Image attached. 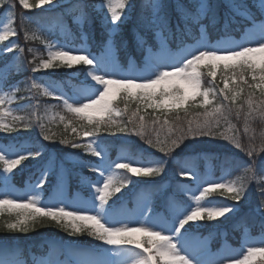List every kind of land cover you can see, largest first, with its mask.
Wrapping results in <instances>:
<instances>
[{
    "label": "snow or ice",
    "instance_id": "6c2138e0",
    "mask_svg": "<svg viewBox=\"0 0 264 264\" xmlns=\"http://www.w3.org/2000/svg\"><path fill=\"white\" fill-rule=\"evenodd\" d=\"M218 3L226 15L218 10ZM17 4L23 10L49 13L63 9L54 18L55 27L64 32L63 43L42 35L40 19L23 14L19 18L25 42L40 40L46 58L25 59V47L12 39L20 34L15 26ZM140 8L131 38L143 58L137 65L129 57L125 67L117 53L129 44L121 26L136 9L134 0H70L67 6L59 0H0V42H6L0 46V133L36 126L41 138L27 144L6 141L0 146V180L5 188L24 161H40L36 181H30L33 194L0 192V231L27 234L52 224L69 236L86 235L108 246L93 255L72 244L50 241L46 251L41 246L39 253L29 249L26 255L18 244L0 242V264H264V237L258 241L261 246H253L252 226L247 215L239 214V206L251 196L250 185H261L258 194L264 197V131L257 135L253 127L257 122L264 124V0H175L171 16L163 0H149ZM26 21L36 23L38 31L25 28ZM97 23L102 32L98 53L91 51ZM13 53L11 60L5 59ZM80 65L84 68H77ZM61 67L78 73L69 77L76 80L69 95L38 77L30 81L28 91L61 101L71 118L50 109L41 114L39 100L32 105L31 115L17 114L26 107L17 101L26 98L17 96L20 82H10L11 76L21 69L35 74ZM57 119L70 133L61 137L51 131L49 125ZM234 120L243 122L247 142L242 141ZM105 134L138 137L166 159L150 160L147 154L129 149L113 160ZM200 137L221 138L248 159L236 162L225 157L220 182L203 178L196 165L209 159V154L173 156L176 150L183 151L182 145L187 147L186 141ZM57 141L79 151L58 157L48 150ZM84 155L96 162L83 159ZM167 158L180 166L179 177L198 181L196 191L178 185L177 193L192 192L188 203L179 202L173 194L165 200L166 216L153 210L147 219L132 222L121 201L124 190L133 184V177H160ZM234 169L239 174L227 179ZM84 170L94 173L95 179L83 176ZM73 171H78L80 185L89 192L87 200L70 201L64 194L62 186ZM50 177H56L57 194L45 203L39 193ZM215 194L225 203H210ZM156 195L146 189L142 192L139 215H146L144 209ZM256 211L264 232V200ZM233 217H238L234 230H241L240 251L212 262L198 259L208 240L197 236L198 222ZM113 253L117 259L109 258Z\"/></svg>",
    "mask_w": 264,
    "mask_h": 264
},
{
    "label": "trees",
    "instance_id": "16d2710c",
    "mask_svg": "<svg viewBox=\"0 0 264 264\" xmlns=\"http://www.w3.org/2000/svg\"><path fill=\"white\" fill-rule=\"evenodd\" d=\"M89 3H92L93 0H88ZM136 4V9L133 11L131 18L121 26V30L124 33V35L128 38L129 44L127 48H120L118 54L120 56H127L132 57L135 59V61L140 64L141 60L143 58V54L137 50L135 44L132 42V28L137 23V13L142 11L140 8L141 3H148L149 0H134ZM175 2V0H163V3L166 6V10L168 11L169 15H172V8L171 5ZM70 3V0L63 4L67 6ZM63 9L61 8H54L51 13L45 12L42 10H24V12H20L17 15V23L16 28L18 32L20 33L17 37H14L12 39L16 40L22 47H25L24 57L27 60H30L32 56H37L38 58L40 56H43L46 58V48L43 43H41L40 40L35 41H28L25 42L23 38V31H21V23H20V16L23 14L25 17H32L35 21L36 19H40L41 26L43 28L42 35L46 37L48 40L52 41L53 43L58 41L60 43L64 42V32L55 27V17L59 16L60 12ZM218 10L223 13L227 14L226 10L223 8L222 5H219L218 3ZM253 12L257 13V9H253ZM51 25V27H50ZM24 27L27 28L30 32L31 31H38V26L34 22H25ZM75 31V29H73ZM94 31L95 40L91 43V49L94 51L99 50V45L102 39V32L99 26V23H97L92 30ZM38 34H40L38 32ZM80 41L76 40V46L80 45ZM6 42H0V46H4ZM117 44L119 46V37L117 38ZM32 48L33 52L29 53L27 51L28 48ZM175 45L173 44V48ZM155 50V49H153ZM14 53L8 55L5 57L6 60L12 59ZM32 65H25V68H30ZM77 68H84L83 65L77 66ZM78 73L74 69H67L64 67L61 68H55L47 70V72H40L33 74L29 70L21 69L19 74H13L11 76L12 83L20 82L19 83V89L20 91L17 93V96H23L26 99L24 100H18L17 103L20 105H26V107L19 109L17 114L20 115H31L33 112L32 105L36 103L37 100L40 102V113L43 114L45 109H50L51 112L59 113L62 115H66L70 117V114L66 112V110L63 108L62 102L58 101L52 97H44L42 95H38L36 93H30L28 91V85L30 84V81L34 78H39L40 82H43L45 84L47 83H55L58 86L59 91L63 89L66 93H69L71 90L72 85L76 83L75 79H69V77H76ZM82 78V77H81ZM59 94V92L57 93ZM123 103L120 104V107L123 108ZM134 107V106H133ZM151 111V110H149ZM170 119H174V117H170ZM237 125V127L240 129L239 135L241 136V139L243 142H247V137L243 133V122L242 121H233ZM49 127L51 128V131L53 133H56L59 136L67 135L70 133V128L68 130V133H65L64 125L59 123L58 119L56 123L50 124ZM253 127L256 130L257 135L264 131V124H260L257 122ZM71 138V136H69ZM37 140H41L39 136V130L38 127L34 126L31 130L25 131L23 129L19 130L16 133L6 134V133H0V145L3 146V144L7 141L9 143L12 142H24L25 144L29 142H34ZM105 140L107 144V151L110 158H114L117 151L119 149L122 150H131L133 152L140 151L144 154H147V158L150 160L153 159H159L164 160L166 157L162 154L156 151L155 149L149 147L146 143H144L140 138L134 137V136H124L123 134H116L114 136H109L105 134ZM127 141L125 144L124 142ZM43 142V141H41ZM47 145V142H43ZM187 144V147L184 148L182 145L183 151L180 149L176 150V152L173 154L174 158H186L188 156H191L195 154L196 152L200 153H207L209 154V159L211 161L212 165V177L214 179H218L219 176L224 172L225 164H224V158L228 157L233 161L240 162V161H246L248 157L241 152L240 150L235 149L231 144H229L227 141H224L221 138H210V137H200L195 141L192 142H185ZM48 150L50 152L55 153L57 156L62 155V157L66 156L69 153L78 152L79 150H73L67 146L57 143L55 145H48ZM218 158V159H217ZM264 158V157H262ZM83 159L90 160L92 162H96V159L94 157H91L89 155H84ZM168 163L166 165V171L161 174L160 177H133V184L130 185L126 190H124V195L121 197V201L125 202L126 206L128 208H132L133 205H135L136 202V195L138 193V190L142 187H149L150 185H157L160 184L163 181H168V184L165 186V191L161 194V196H154L150 205V208L154 211H159L160 209L165 210V200L167 197L175 194L176 199L179 202H185L187 201L186 196H184L181 193H177V191L173 190L172 184L176 180H182L184 181L185 178L176 177L177 172L179 170V165L173 162L172 158H167ZM206 160H201L197 162V166L200 170L201 177H203V170L202 165L203 162ZM40 166V161L38 160H27L22 163L21 166H19L18 170L15 171V175L10 180L17 185L19 188H23L26 182H32L35 179H37L38 176V168ZM239 174V170H233L230 177H235ZM78 171H73L72 176L68 178V193L67 196L69 199H72L73 193L76 191L81 194H85L87 196L88 190L85 187H82L80 185V182L78 180ZM85 177H90L92 179H95V174L92 173L89 170H84L82 173ZM178 178V179H177ZM187 182H191L190 179L186 180ZM56 184L57 180L56 177H50L49 183L42 192L41 198L42 200H49L54 197V193L56 192ZM262 187L261 185L252 184L250 185L249 191L251 192V196L248 200L244 201L239 206V214L240 215H247L248 224L251 225V235L256 237H264V232L259 227L260 222V216L258 212L256 211V207L259 201L264 200V197L259 196V188ZM56 195V194H55ZM120 195V194H117ZM212 199H224L219 196V194H215L214 198ZM152 210V211H153ZM236 219L238 217H233L230 219L225 220L224 218H220V221H213L208 222L204 221L201 224H199V230H202L204 233L216 230V237L211 242V250H214L215 248L219 247L220 243V235L221 231L225 232V240L228 242L237 245L241 239V230H234V224L236 222ZM217 229H220L217 230ZM55 241L57 243H63V244H72L77 246L78 248H87L90 249L92 252L101 253L102 247L99 245V241H95L90 237L85 236H79V237H72L67 235L65 232H63L61 229H59L57 226L49 224L45 226H38L35 231L29 232L27 234L23 233H8L5 231H0V242H11L14 244H18L20 247H22L25 250V254L27 255L29 249L34 253H39L41 251V246L43 247V250H47L48 248V242Z\"/></svg>",
    "mask_w": 264,
    "mask_h": 264
},
{
    "label": "rangeland",
    "instance_id": "374dc122",
    "mask_svg": "<svg viewBox=\"0 0 264 264\" xmlns=\"http://www.w3.org/2000/svg\"><path fill=\"white\" fill-rule=\"evenodd\" d=\"M69 0H59V3L60 4H65L67 3ZM252 2H255V0H251ZM15 12L16 14L20 13V12H24V10L22 8L19 7V5L17 4V7L15 9ZM237 40L240 39V36L237 35L235 37ZM159 39V38H157ZM93 51V50H91ZM155 51V50H153ZM15 55V54H14ZM13 55V56H14ZM119 57V56H118ZM13 58V57H12ZM11 60V59H10ZM119 60H120V63L122 65H124L125 67H127V64H128V61L127 63H123V61H121V57H119ZM135 62V61H134ZM136 63V62H135ZM137 64V63H136ZM138 65V64H137ZM61 91H63L65 93V95H69V93H66L63 89H61ZM1 146V145H0ZM126 151L125 150H122V149H119L117 154H116V157L113 158V160H117L119 156L123 155ZM58 157H62V155H59ZM211 168H212V165L210 163V161H205L204 164H203V178H206V179H214L212 177V173H211ZM196 171L198 174H200L199 172V169L198 167L196 166ZM222 176H225V171L219 176L218 179H215L217 182H220V178ZM179 178V176H176ZM177 178V179H178ZM227 179H232L233 177H230V176H226ZM67 177L64 181V184H63V191H64V194L66 196V193H67ZM94 180V179H93ZM187 179H185L184 181H180V180H176L173 184H172V189L175 191L177 190V186L178 185H182L183 187L185 188H188V189H191L192 192H195L196 191V188H197V183L198 181H196L194 178L190 179V183L186 181ZM36 181V180H35ZM34 181V182H35ZM32 182V183H34ZM168 184V181H163L161 182L160 184H157V185H150L149 187H142L140 188V191L137 193L136 195V198H137V201H136V204L131 208H127L125 206V203L122 202L123 206L127 209V216H128V219L131 220L132 222H135L137 220H145L147 219L148 216H151L153 214V211H151V209L148 207V208H145L144 209V212L146 213V215L142 216V215H139V208H138V201L141 199V195H142V192L146 189L147 191H150V192H156L157 195L156 196H160L163 191L165 190V186ZM31 187V184L29 182H26L25 185L23 186V188H19L17 185H15L11 180L9 181V185H8V188H5L4 185H3V182L2 180H0V192L2 191H10L13 196H24L25 194H33L32 192L29 191V188ZM192 192H188L187 194H184V193H181L183 194L184 196H186V199H187V202L188 203V197H190V195L192 194ZM40 195H42V192L39 193ZM198 194V193H197ZM56 197L55 193H54V197H52V199H54ZM89 198V195H85V194H81V193H78L77 191L74 193V197L72 199H69L70 201L72 200H87ZM52 199H49V200H42L44 201L45 203L49 202L50 200ZM229 203H231L230 201H228ZM186 203H183V204H186ZM210 203H216V204H224L225 201L224 199H211L210 200ZM43 206V205H42ZM119 206H117V210H119ZM153 210V209H152ZM166 212V211H165ZM164 211H155V213L160 216V217H163V216H166L167 214L165 213ZM203 221L201 222H198V224H201ZM206 222V221H205ZM211 232V235H209V233ZM196 234L198 237H208V240H207V245H206V251L203 255H200L198 256L197 258L198 259H202L206 262H212V261H216L222 257H225V256H230V255H235L236 253H238L240 251V241L237 245H234L230 242H228L227 240L223 239L224 238V231H222V235H221V242H220V245L218 248H215L214 250H210V244L212 242V240L216 237V234H215V231L212 230V231H208L206 233H204L202 230H199L196 231ZM255 239L253 240L252 244L253 246H261L258 241L262 238L261 236L259 237H256V236H253ZM99 245L104 249L108 246H105V245H102L101 242L99 243ZM248 245H245V247H247ZM80 249V248H79ZM82 250L86 251V252H89V253H92L93 255H97L95 253H93L90 249H85V248H82ZM111 259H117L113 254H111V256L109 257Z\"/></svg>",
    "mask_w": 264,
    "mask_h": 264
}]
</instances>
